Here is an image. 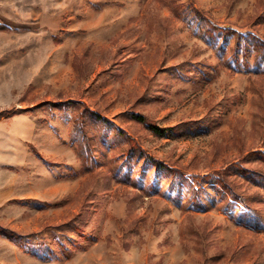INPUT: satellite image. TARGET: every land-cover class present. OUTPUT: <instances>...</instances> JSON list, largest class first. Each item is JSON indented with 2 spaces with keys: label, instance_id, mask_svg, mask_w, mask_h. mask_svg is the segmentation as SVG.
<instances>
[{
  "label": "rangeland",
  "instance_id": "rangeland-1",
  "mask_svg": "<svg viewBox=\"0 0 264 264\" xmlns=\"http://www.w3.org/2000/svg\"><path fill=\"white\" fill-rule=\"evenodd\" d=\"M259 41L264 0H0V264H264Z\"/></svg>",
  "mask_w": 264,
  "mask_h": 264
},
{
  "label": "trees",
  "instance_id": "trees-1",
  "mask_svg": "<svg viewBox=\"0 0 264 264\" xmlns=\"http://www.w3.org/2000/svg\"><path fill=\"white\" fill-rule=\"evenodd\" d=\"M215 29H217V28H215ZM221 32H223L224 34H234L235 36H236V38H237V43L239 42V40H240V37H241V34L240 33H237V32H234L233 30H231V31H229L228 29H219ZM227 31H229V32H227ZM256 46H257V49L259 48L260 49V51H259V57H260V60H262V59H264V42H261V41H259V42H256ZM255 46V47H256ZM20 111V110H19ZM22 111V110H21ZM137 119H138V121H140V122H143V123H146L147 125H149V127H151V129L153 130V132H155L156 134H159V135H161V134H163L164 133V129H162V128H159V127H157V126H155V125H153L151 122H149L144 116H142V115H137ZM223 174V173H222ZM206 179V178H205ZM205 179H203L202 181H201V183L202 184H206V183H208V181L207 182H205L206 180ZM205 180V181H204ZM200 182H198V183H196V185L199 187V185H201L202 186V184H201ZM217 183L225 190V191H227L229 194H231V197H232V199L234 200V201H236V202H239L240 204H242L243 206H245V207H249V205L247 204V202L244 200V198H241V197H239V196H237L236 194H234V193H232V191H230V188L228 187V184H227V182L225 181V178H224V176L223 175H221V173H218L217 174ZM193 190L194 191H198V189L196 190L195 188H193ZM193 191V192H194ZM198 199H199V197H198ZM198 199H194V203L199 207L200 205H203L202 203H203V200H198ZM245 217H248L250 220L249 221H252L251 220V214H249V213H247V214H245ZM255 220H257L256 218H255ZM74 223L73 222H67V223H65V224H63V225H59V226H56V227H53V228H51V229H49L47 232H39V233H37L36 234V237L34 236V235H32V236H28V235H20V234H17L15 231H12V230H8V234H7V236L14 242V243H16L19 247H21V248H24V249H27L29 246H35V245H39L40 243H44V242H42V241H44V240H40V239H46V235L47 236H51L53 239H56L55 241L58 243V242H62V241H64L65 239H64V237H63V240L61 239V237H62V235H65V231H66V229H67V227L69 228L70 227V230H73V231H79V228L77 227V226H75V225H73ZM5 231H6V229H5ZM33 237H35V238H39L40 237V239H36V241H33L32 240V238ZM39 240V241H38ZM37 242H39V244L37 243ZM27 246V247H26ZM63 245H61V247H62ZM65 248V247H64ZM66 251V250H65Z\"/></svg>",
  "mask_w": 264,
  "mask_h": 264
}]
</instances>
